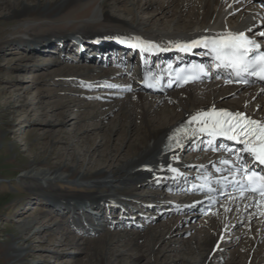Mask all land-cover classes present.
I'll list each match as a JSON object with an SVG mask.
<instances>
[{"label": "bare ground", "instance_id": "1", "mask_svg": "<svg viewBox=\"0 0 264 264\" xmlns=\"http://www.w3.org/2000/svg\"><path fill=\"white\" fill-rule=\"evenodd\" d=\"M1 5L6 6L1 12V18L7 21H22L17 29L3 42L4 46L1 49L3 53L8 49L7 44H16L18 50L30 52L26 59L33 61L36 59L37 54L43 56L46 52L51 55L58 53V51L62 53L66 49L74 50L80 56L76 58L77 64L75 66L70 69L64 67V69L68 68L66 73L78 75L85 71L84 77L89 79V74L93 72L97 75V79L100 80L101 78L99 85L104 87L102 88L103 91L94 93L100 99H103L98 106L94 105L97 110L102 108L104 110H101L102 113L96 110L97 112L94 115L83 116L78 120L77 115L73 114L74 111L73 113L69 111L66 105L52 107L54 111L58 107L62 109L61 107L65 106L66 111H68L53 112L52 115L57 116V118L55 117L54 121H48V125L62 124L65 118L70 119L68 125L66 124L67 127H70V130H67V136H61L59 131L53 133L56 134V137H60V139L56 138L54 142L67 143L66 150H71L72 159L69 163L56 164L54 165L55 169H51L52 164L50 162L47 164L44 160L39 162L37 158L30 162V168H27L23 175L24 181L29 184V188L38 191V193H32V198L44 200L46 207L56 213L52 222L49 221L54 216L40 219V225L36 227V234L39 235L45 231L53 230L55 232L52 236H55L56 233L62 235L61 239L51 236L50 241L53 248L50 252L52 254L59 253L63 249H76V251L82 252L84 243L89 244V247L85 245L86 249L83 248L85 256L88 257L87 264H94V259L96 264H162L157 262L158 252L162 254L161 258H164L168 264L172 261V259H168V253L172 250H178L177 245L180 248L182 247L183 237L189 230V228L180 229V222H183L184 217L187 219L192 215H196L190 212H194L203 196H190L188 195L189 192L188 194L187 192H180L179 197L182 203L185 201L188 205L184 214L180 213L179 210L174 211L173 208H166V211L174 213L171 215L174 218L166 216L173 221L167 223L165 229L162 228L154 233L152 232V239L150 237L151 241L148 244L149 252L157 251L153 256L151 255L150 259L145 251L141 252L136 249L135 252L130 253L128 250L131 251L132 248L127 247L123 250L119 248L117 243L112 244V247L111 241L101 243V240H97V246L94 247L90 246L91 240L82 241L80 239L72 243L69 241L72 231L66 232V227H71L75 234L77 233L81 238H84L85 236L90 237L104 232L109 227L145 226L147 224H157L161 219H166L164 217L165 210H158L153 202L154 199L161 201L163 203L162 207L164 206L162 186H167L173 181H178L180 184H189V181H195L199 177H207L211 160L217 158L216 156L211 157V154L207 151L195 152L199 148L198 143L190 147L185 145L182 149L173 152L168 150L172 135L182 124L192 121V117L197 113L207 112L213 108L216 110L229 109L235 112L247 113L250 117L262 120L264 124V110H257V106L264 105V102L263 104L260 102L264 99L263 97L258 96L257 101L253 103L254 100L251 101L250 97L243 94L238 106H222L227 105V103L221 101V96L230 92H234L235 95L242 93L237 86L226 85V89L218 91L216 87L222 84L210 82L198 86H187L185 91L174 90L152 95L140 90L136 74L141 56L155 53L151 57L171 58L175 55L172 49L177 48L176 45L188 44L193 40H201L203 37L211 38L231 31L233 33L244 32L263 41L264 36H260L259 33H264V8L257 0H0ZM153 22H155L154 25H152ZM137 37L142 41L158 45V48L151 51L142 50L144 52L135 51L131 43H134ZM121 40L127 42L122 43ZM51 45L53 47L49 50ZM176 55L179 59L192 58L189 55H181V52L176 53ZM133 56L137 59L133 71L125 66L118 69V72L107 67V64L112 60L116 59V62L131 61ZM41 59L42 61L45 60V58ZM50 62L51 60H46L42 68L47 69ZM54 62L56 66L64 63V61L58 59ZM60 69L58 68L56 71L59 73ZM81 69L84 71H80ZM122 77H126L127 81L125 79L122 81L120 79ZM250 90L252 89L249 88L246 92H250ZM258 90V87L255 88L253 95L264 92V89L260 92ZM115 95L133 98L129 99L128 103H132L134 106L122 111L121 118L131 116V113L138 106L141 107L144 115L154 112L157 108L166 112L163 115L164 117L161 116L158 121L147 122L145 128H147L148 134L140 137L139 145L135 149L136 152H132L127 145V149L124 150L119 147H109L108 144L111 140L108 133L116 134L118 135L117 139H120V128H109L104 122L96 126L93 124L78 126L80 121L87 118L92 119L96 116L95 118L104 120L108 115L116 112L115 110L118 109L120 102L118 100L112 101ZM165 100H168V102L162 108L158 107ZM244 102L246 103L244 104ZM72 109L77 110L76 107ZM35 110L36 107H33L31 113ZM46 112L42 116H46ZM195 123L199 125L197 122ZM76 128H78V132L75 131ZM94 132L98 134L102 132L98 143L91 140ZM48 133H50L49 129L46 131V135ZM83 141L85 143H82ZM114 141L116 143L117 140L114 139ZM128 141L135 143L132 135L128 138ZM107 145L108 149H103ZM188 150L194 153L191 155L193 158H199L196 163H191L184 158L185 156L182 158L183 155H178L182 151L185 154ZM61 156L58 153V157ZM191 164H195V167L194 170L187 172L190 176H180L179 173L183 169L190 168ZM173 169L177 171H173ZM57 180L79 185L97 186L100 190L91 195L80 196L60 193L53 184ZM150 180H153V183H150ZM145 183L151 187L155 186L156 191L154 195L150 194V198H142L140 193L135 192L141 186L143 187ZM126 185H131L129 191H125L121 187ZM119 189L124 190V192ZM136 195H140L139 197L144 201L149 200L145 202L148 205L147 211L140 212V214L135 213L132 216L139 219L140 225H137V222L132 221L131 218H125L124 215H121L125 214L127 217V214L133 208L131 206L132 199ZM144 201L138 202L143 203ZM143 204L138 207L145 208L146 206ZM237 204L238 201L232 197L228 201L225 199V202L214 209L210 215L212 225L208 227L207 231V234L210 233L209 248L207 254L203 255L201 260L186 259L182 255L180 258L193 264H199L200 262L211 264L213 260L217 261L219 258L224 257V253L229 251L226 248L230 244L232 245V242H238L243 237L250 239L248 244L244 243L246 244L245 247L249 246V243L250 246L248 249L246 248V253L244 252V255H241V258L245 260L241 262L243 264H264V220H260L262 216L259 215L258 208L251 206L247 207V220L245 223L243 219L237 216L232 215L231 217L232 208H235ZM120 207L124 210L119 212ZM105 212L110 213L109 219L104 216ZM64 215H66L65 222H63L64 220L59 221L58 218ZM70 218L77 221L83 220L81 226L85 228L81 231L80 228L68 221ZM206 219L208 217L202 219L201 222H206ZM250 219L252 220L251 224H249ZM32 222H23L22 229H28ZM50 223L53 225L51 226ZM62 224L66 226H62ZM252 227L253 230L251 231ZM238 228L243 229L246 236H243ZM225 233L228 234L225 235ZM235 236L236 238L232 240ZM159 240H162L163 243L167 241L171 246L167 248L166 243L162 246L157 245ZM17 241L18 238H13L8 246L10 261L21 258V254H12L13 250H22V252L26 250L25 247L21 248ZM235 253H232L231 264H238V261L234 262ZM115 255L117 256L114 259ZM123 255L127 256V259L124 260Z\"/></svg>", "mask_w": 264, "mask_h": 264}, {"label": "rangeland", "instance_id": "2", "mask_svg": "<svg viewBox=\"0 0 264 264\" xmlns=\"http://www.w3.org/2000/svg\"><path fill=\"white\" fill-rule=\"evenodd\" d=\"M3 6L4 5L0 6V264H87L86 261L88 257L85 256L83 248L85 245L89 247V244L84 243L85 245L82 247V252H78L76 249H63L59 253L52 254L50 251L53 247L51 245L50 238L55 231L53 232V230H48L39 235L36 234V227L40 225V219L44 217L52 218L54 216L52 220L49 221L52 222L55 219L56 213L46 207L47 205L44 200L43 202L39 198H32V193H38V191L29 188V184L24 181L25 179L23 178V175L26 169L30 168V162L37 158L39 159V162L43 160L46 164L50 162L52 164L51 169H55L54 165L56 164H65V162L69 163L71 161L72 153L71 150H66L67 143L54 142V140L58 137H56V134L53 133L54 131H59L61 136H65L66 134L68 135L67 130H70V127H67L66 124L68 125L70 119L65 118L64 123H57L51 126L48 125V121L51 122L57 118V116L52 115L53 112H63L67 109L72 113L74 111L73 114L77 115L76 117L78 120L83 116H92L97 111H104L102 108H100V110H97V107L94 108V105L98 106V104L103 101L102 98L100 99V97L96 96L94 93L103 91L102 88L104 87L99 85L101 78L100 80L97 79V75L93 72L89 74V79L84 77L85 71L83 69L80 71L84 72L78 75H70L66 73L68 72V68L70 69L77 64L76 58L80 56L78 52H75L74 50L72 51L66 49L62 53L58 51V53H53L51 55L46 52V54H42L43 56L37 54L38 57L36 56V59L33 61H28L26 59V56H29L30 52L18 50V48H16V44H7L8 49L3 53L1 51L4 46L3 42L17 29L18 25L22 23L21 20L7 21L6 19L1 18V12L6 8V6ZM154 23L155 22H153L152 25H154ZM52 47L53 46L51 45L49 50ZM40 57L43 59L45 58V60L42 61ZM111 57L114 58L115 56ZM56 59L64 61V63L56 66L54 65V61ZM133 59L136 58L133 56L132 60ZM46 60H51L47 69L42 68L46 63ZM113 63L114 62L112 60L109 64H107V67L115 72L117 70L118 72V69L121 68H117ZM93 65L95 66V64ZM65 66L68 68L64 69ZM58 68H61L59 73L56 71ZM120 79L122 81L124 79L127 81L126 77H122ZM239 88L242 92L239 95H235L234 92H230L220 97L221 101L223 100L227 103V105L222 106H238L242 100L241 97L243 94H245L246 97H250L251 101L254 100L253 103L257 101L258 96L264 98V92L259 94L257 93L258 95H253L254 89L257 87L253 88L242 86ZM249 88L252 90H250V92H246ZM216 89L218 91H220V89H226V85L223 84L221 86H217ZM179 91H185V89ZM115 98L112 101L118 100V102H120L119 107H117L118 109L115 110L116 112L108 115L104 120L95 118L96 116L92 119L87 118L80 121L78 126H81V124H93L96 126L104 122L109 126V128H120V139H117L118 135L116 134H111L110 132L108 133L109 135L106 134L111 140L108 144L109 147H119L121 150H124L128 146L132 152H136L135 149H137L139 145L138 142H140V137L148 134L147 128H145L147 122L158 121V119L165 115L166 112L157 108L154 112L152 111L148 115H144L143 110L140 106H138L131 113V116L129 115L121 118L122 111L134 106V104L128 103V100L133 98H127L126 96L120 95H115ZM167 102L168 100L163 101V103H161L158 107L162 108ZM260 102L263 104L264 99L260 100ZM241 103L243 104V102ZM245 103L246 102H244V104ZM56 105H66L67 109L63 106L61 107L62 109L58 107V109L53 111L52 107ZM33 107H36V110L31 113V109H33ZM75 107L77 108L76 111L72 109H75ZM257 110L263 111L264 105L257 106ZM45 111H47V115L42 116ZM48 129L50 130V133L46 135V131H48ZM77 129L78 128H76L75 131L78 132ZM101 133L98 134L97 132H94L91 137L92 142L98 143L100 141ZM131 135L132 138H134L135 143L128 141V138ZM125 137L126 139L124 140ZM58 139H60V137ZM114 139L117 140L116 143ZM82 143H85V141ZM108 145L107 147L104 146L106 148L103 149L107 150ZM58 153L62 156L58 157ZM191 155L192 154L187 153L184 158L193 163L196 159H193ZM197 160H199V158H197ZM150 183H153V180ZM53 184L60 193L71 194L73 196L85 194L91 195L100 190L97 186L79 185L76 183L64 182L62 180H57L53 182ZM144 185L143 187L141 186L139 189L135 190V192L140 193L142 198H150L156 191L154 188L155 186L151 187L146 185V183ZM121 187L125 189V191H129L131 185ZM119 190L124 192V190ZM139 196L140 195L134 196L135 198L132 199L133 201L131 205H134L138 203V201L142 200ZM174 199L175 198H171V201H174ZM233 209L234 208H232V210ZM231 212V217L232 215L236 216V214H238V210ZM121 215L126 216L125 214ZM171 217L174 218V216ZM184 218L186 219V217ZM185 219L182 220L183 222H180V229L189 228V230H187L189 233L186 232L184 235V241L181 244V248L176 244L178 246V250H172L168 253V259H172V261L168 264H193L190 261H184V259L180 257L183 256L186 259L190 258V260H201V257L207 254L210 241V233L207 234V231L208 227H211L212 225V219L209 216L208 219H206V222L203 223L201 222L202 219H200V217L196 220H192V216L188 217L186 220ZM58 220H64L63 222H65L66 215L59 217ZM26 221L33 222L28 229L26 228L23 230L22 223H26ZM118 221L121 222L120 220ZM172 221L173 220H170V218L161 219L157 224L137 226L138 228H135L136 226H131L134 228L127 226H114L109 227V229L104 232L91 235L90 237L85 236L86 238H81L79 234H75L73 229L68 226L66 227V232L69 230L72 231L69 237V241L72 243L80 239H82V241L91 240L92 242L90 243V246L94 247L97 246V240H101V243L111 241V246L112 244L117 243L119 244L120 249L125 250L127 247L132 248L131 251L128 250L130 253L135 252L136 249H139L141 252L145 251L150 259L154 255L155 251H157L155 250L154 252H149L148 244L151 241L150 237L152 239V232L154 233L156 230H160L162 228L165 229L167 223ZM243 221L245 223V220ZM52 225L53 224H51V226ZM62 226L66 225L62 224ZM238 230H241L240 233H242L243 236H246L243 233V229L238 228ZM250 230L252 231L253 227ZM226 234L228 233H225V235ZM111 235H113L114 238ZM52 237L61 239L62 235L56 233L55 236ZM13 238H18L17 244L21 246V248L25 247L26 250L23 252L22 250H13L11 253L21 254V258L15 261H10L8 246ZM235 238L236 236L233 237L232 240ZM245 239L246 238L242 237V240L232 242V245L230 244L229 247L226 248L227 251H229L224 253V257L219 258L217 261L213 260V262H215H212L211 264H231L233 252H236L234 262L238 261V264H243L245 260L241 258V255H244V252L246 253L247 251L246 248L248 249L250 246L249 243V246L247 245V247H245V245L250 242V239ZM161 241L159 240L157 245L160 244L162 246L166 243L165 246L167 248L171 246L169 242L166 241L163 243ZM157 255L159 256L157 260L158 263L167 264L165 259L161 258L162 254L160 252H158ZM116 256L117 255L114 256V259ZM122 257L124 260L127 259V256L123 255ZM94 264H96L95 259ZM199 264L202 263L200 262Z\"/></svg>", "mask_w": 264, "mask_h": 264}, {"label": "snow or ice", "instance_id": "3", "mask_svg": "<svg viewBox=\"0 0 264 264\" xmlns=\"http://www.w3.org/2000/svg\"><path fill=\"white\" fill-rule=\"evenodd\" d=\"M261 36H264V33H261ZM121 42L127 41L121 40ZM201 44L206 48L210 47L218 60L225 61L228 66L236 69L238 74L245 72L264 81V52L249 57V54L260 49L261 45L246 33L227 31L211 38L203 37L201 40H193L188 44H178L176 47L187 52ZM131 46L144 51L158 48V45L142 41L138 37L135 38L134 43H131ZM179 78L187 83L195 77L180 76ZM243 82L248 83L247 80ZM192 121L201 125L198 130L207 132L209 136H224L230 140H238L244 145L243 151L247 152L254 162L264 166V124L261 122L247 118L240 112L232 113L226 110H216L215 108L207 112L197 113L192 117ZM188 130L186 128L183 131L187 132ZM191 131L194 135L196 129ZM177 145L179 146L178 141ZM221 162L229 163V161ZM173 171L177 170L173 169ZM236 171L240 173L239 183L242 193L251 191L254 195L260 197L258 203H264V174L256 171L255 167H240Z\"/></svg>", "mask_w": 264, "mask_h": 264}]
</instances>
